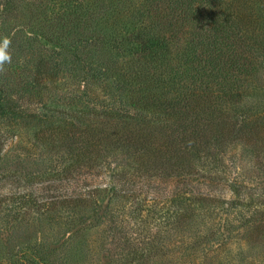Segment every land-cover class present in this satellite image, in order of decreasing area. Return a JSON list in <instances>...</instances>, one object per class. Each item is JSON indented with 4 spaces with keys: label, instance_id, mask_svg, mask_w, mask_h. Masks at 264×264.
<instances>
[{
    "label": "trees",
    "instance_id": "trees-1",
    "mask_svg": "<svg viewBox=\"0 0 264 264\" xmlns=\"http://www.w3.org/2000/svg\"><path fill=\"white\" fill-rule=\"evenodd\" d=\"M4 37L0 213L112 229L129 264L264 253V0H0Z\"/></svg>",
    "mask_w": 264,
    "mask_h": 264
},
{
    "label": "rangeland",
    "instance_id": "rangeland-1",
    "mask_svg": "<svg viewBox=\"0 0 264 264\" xmlns=\"http://www.w3.org/2000/svg\"><path fill=\"white\" fill-rule=\"evenodd\" d=\"M19 104L25 106L27 100L15 94L9 97L8 108ZM21 139L19 145L23 147L22 156L30 157L35 162L30 172L33 174L45 171L47 158L42 156L47 154L39 152V147L31 140L28 133L21 136ZM13 144L14 141L8 140L0 147V154L6 155L4 160L8 159L10 163L13 158L7 157L11 155L10 147ZM40 161L42 164L37 165L36 163ZM42 192L40 196H44L45 199L60 195L59 192L51 195V192L45 189ZM3 206L6 208L10 205ZM4 213L5 209L0 213V264H129L132 262V258L124 249L123 236L112 229L101 231L102 234H96L95 230L91 229L76 235V232L73 233L74 229H70L63 221L57 224L50 217L42 222L35 221L34 227L29 228L28 225L26 226V220L20 221V224L13 220V217L15 218L13 214ZM34 217L39 218L37 214H34ZM150 226L152 227L153 224ZM242 247L243 250L241 243L226 246L227 250L222 253L223 262L214 260L212 264H264V253L256 254L255 252L259 251L254 250L248 254L249 246L242 244Z\"/></svg>",
    "mask_w": 264,
    "mask_h": 264
},
{
    "label": "clouds",
    "instance_id": "clouds-1",
    "mask_svg": "<svg viewBox=\"0 0 264 264\" xmlns=\"http://www.w3.org/2000/svg\"><path fill=\"white\" fill-rule=\"evenodd\" d=\"M11 39L4 37L0 40V75H5L7 65L12 62V54L10 52Z\"/></svg>",
    "mask_w": 264,
    "mask_h": 264
}]
</instances>
